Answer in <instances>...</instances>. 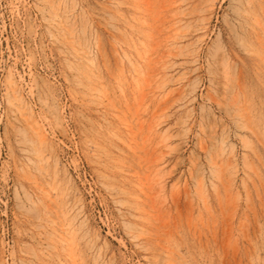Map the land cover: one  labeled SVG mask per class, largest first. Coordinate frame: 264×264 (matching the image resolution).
I'll return each mask as SVG.
<instances>
[{
  "label": "rangeland",
  "instance_id": "rangeland-1",
  "mask_svg": "<svg viewBox=\"0 0 264 264\" xmlns=\"http://www.w3.org/2000/svg\"><path fill=\"white\" fill-rule=\"evenodd\" d=\"M45 1L0 0V264H264V0L253 1L256 4L252 0H179L177 5L172 3L177 0H162L164 5L159 0H147L154 9L153 17L162 10L167 26L163 21L158 24L163 34L171 32L165 36L170 42L175 39L176 44L172 41L174 46L171 44L169 50L167 43L161 46L162 54H158L168 53L165 58L159 56L160 63L155 60L160 75L154 81L161 88L149 95L151 104L145 102L139 108L137 85L141 88L144 82L143 87L147 86L139 70L146 64L135 49H145L146 39L141 33L147 28L137 6L147 8V2L130 0L129 6L127 0H123L127 5L118 4L120 0ZM52 5L59 12L51 9ZM117 8L125 14L120 9L121 15L117 14ZM53 10L64 25L50 22L55 16ZM70 25L73 30L68 33ZM258 29L260 41L256 39ZM121 34L131 39V48L124 44L127 41L117 42L126 40ZM72 37L78 55L65 40ZM138 37L145 41L139 42ZM128 59L133 60H129L132 65ZM119 64L125 69L121 74ZM139 65L142 68H137ZM96 82L104 84L107 92ZM145 88L150 91L149 86ZM108 91L117 100L116 108H110L114 100L109 96L101 99ZM14 95L23 97L27 107L25 102L14 100ZM130 99L136 111L133 118L131 115V136L126 126L125 133L118 125V114H112L123 108L126 112ZM148 123L156 124L152 127ZM40 125L47 135L43 148L32 131ZM36 138L38 143L32 142ZM126 141L131 145L126 146ZM33 143L41 147V156ZM222 151L225 164H229L223 172L213 162L216 157L220 160L218 153ZM134 171L139 174H132ZM145 174L154 187L142 177ZM152 195L153 199L157 196L154 203L158 209L153 208ZM68 248L75 254L70 256Z\"/></svg>",
  "mask_w": 264,
  "mask_h": 264
},
{
  "label": "bare ground",
  "instance_id": "bare-ground-1",
  "mask_svg": "<svg viewBox=\"0 0 264 264\" xmlns=\"http://www.w3.org/2000/svg\"><path fill=\"white\" fill-rule=\"evenodd\" d=\"M125 1H126V0H125ZM127 1H128V3H129L128 5L131 6V4H130V0H127ZM140 1H141V0H140ZM143 1H146V2H147V6H146L147 8H142V7L138 4L137 9H139V10L142 12V15L144 16V17H143L144 19H143V21H142V20H141V21H142V23L144 22L143 24H145V25L147 26V27L145 26V28H147L146 31L143 32V31H141L142 29L140 30L141 32H143V33H141V35H143V36L145 37V39H146V41H145L143 38H141V40L143 39V41H145V42H144V43H145L144 45H146V47H144L145 49L142 48V49H144L143 51L140 50L141 48L137 47V49H135V51H138V50H139L138 53H137V54H139V59L144 61V63H143L144 65L146 64L145 67H143V68L140 67L141 64H140L137 68H139V67L142 68V69H140V70L138 69V70L144 74V75H143V78H144V79L146 78V81H145V80H144V81L147 82L146 84H147V86H149L151 93H149V92H150L149 90H148L149 92L146 90L145 87H147V86L143 87L144 84H145L144 82H142L143 85H141L144 89H143L142 87H141V88H142V89H141V88L139 87V85H137L138 88H137V87H136V88H137L138 90H140V91H138V93L140 92V93H139L140 95H139V94H138L139 96L137 95V96H138V98H137V101H138V103H137L138 105H137V106H138V107H137V108L140 107L139 104H142V103L148 102L147 100H148V98H149V95L155 93V90H156L158 87H160V86L156 85V83H155V81H154V80H156L157 77L159 78V75H160V74H159L160 72L158 73L159 75L157 74V71H158L159 69L157 68V69H158V70H157L156 67H158V65H157L156 67H155L154 65H156V62H157L156 59H157V58H158V62H157V63H160L159 61H160L161 59L159 60V56H160V58H162V57L165 58L164 55H168V53H167V54H164L163 56H161V55L158 54V53L161 52V46H162L164 43H165V44L167 43L166 46L168 47V50H169V49H170V45L172 44L171 42L175 40V39H173V40L170 42V41L168 40V38L165 36V35H167V33L169 34L170 31L167 32V33L164 32L165 34H163V32H162V31H163V29H162V25H159V24H158L159 22H162V21L165 22V21H164L165 18H163L164 16L162 17V10H159V12H157V14L153 17L152 14H154V12H151V11H153L154 9H153L151 6H149V3H148L147 0H143ZM156 1H157V0H156ZM159 1H162V0H159ZM163 1H164V0H163ZM163 1H162V2H163ZM165 1H166V0H165ZM175 1H176V0H175ZM181 1H182V0H181ZM253 1H255V0H252V2H253ZM258 1L261 2V0H258ZM43 2H44V1H43ZM45 2H48V0H46ZM115 2H116V1H115ZM117 2H119L118 4H121L120 2H123V0H120V1H117ZM146 2H145V3H146ZM157 2H158V1H157ZM162 2H161V3H162ZM171 2H172V1H171ZM178 2H179V0H177V2H172V3H173V5H177ZM249 2H250V1H249ZM123 3H125V2H123ZM123 3H122V4H123ZM131 3H132V2H131ZM138 3H139V2H138ZM153 3H154V2H153ZM166 3H168V2H166ZM175 3H176V4H175ZM254 3H255V2H253V4H254ZM256 3H257V2H256ZM256 3H255V4H256ZM118 4H117V5H118ZM125 4H126V3H125ZM158 4H160V3H158ZM169 4H171V3H169ZM250 4H251V3H250ZM263 4H264V3H263ZM126 5H127V4H126ZM163 5H164V2H163ZM179 5H181V4H179ZM260 5H261V3H260ZM168 6H169V5H168ZM52 7H53V8H51V9H56V10H58L57 8H54L53 5H52ZM118 7H122V5H120V6H118ZM144 7H145V5H144ZM157 7H158V6H157ZM165 7H166V6H165ZM173 7H174V6H173ZM177 7H178V6H177ZM251 7H254V6H251ZM255 7H257V6L255 5ZM259 7H260V6H259ZM259 7H257V8H259ZM115 8H116V7H115ZM125 8H126V7H125ZM130 8H131V7H130ZM134 8L136 9V6H135ZM167 8H168V7H167ZM167 8H166V9H167ZM260 8H261V7H260ZM263 8H264V7L262 6V9H263ZM119 9H120V8H117V9H116V10H118V12L116 11L117 14H120V13L122 12L121 9H120L121 12H119ZM132 9H133V7H132ZM137 9H136V11L138 12L139 10H137ZM152 9H153V10H152ZM160 9H164V8H160ZM173 9H175V8H173ZM252 10L254 11L253 8H252ZM255 10H256V9H255ZM130 11H131V10H130ZM140 11H139V12H140ZM156 11H157V9H156ZM163 11H164V10H163ZM256 11H257V10H256ZM50 12H52V11H50ZM58 12H59V10H58ZM134 12H135V11H134ZM139 12H138V13H139ZM141 12H140V13H141ZM150 12H151V15H152V16H149V17H151V18L148 17V15H150ZM170 12H171V11H170ZM258 12H259V11H258ZM54 13H56L55 10H53V12H52V14L55 15V16H53V18H52L53 21H50V20H49V21H50V22H55L56 25H59V27L62 26L61 24L64 25V23H62L63 21H62V22H61V21H58L57 18H56V17H58V16H59V18H60V15H56V14H54ZM60 13H61V12H60ZM131 13H132V12H131ZM165 13H166V12H165ZM171 13H174V12H171ZM248 13H250V11H249ZM260 13H261V12H260ZM58 14H59V13H58ZM61 14H62V13H61ZM121 14H125V13L122 12ZM121 14H120V15H121ZM136 14H137V13H136ZM176 14H177V13H176ZM250 14L252 15V13H250ZM253 14H254V13H253ZM257 14H258V13H257ZM138 15H141V14H138ZM138 15H136V16H138ZM142 15H141V16H142ZM164 15H165V14H164ZM177 15L179 16L180 14H177ZM258 15H259V14H258ZM262 15H263V14H262ZM123 16H124V15H123ZM126 16H128V15H126ZM157 16H158V18H157ZM252 16H253V15H252ZM255 16H256V15H254V17H255ZM117 17L119 18L120 16H117ZM249 17H250V16H249ZM256 17H257V16H256ZM54 18H55V19H54ZM118 18H117V19H118ZM122 18H125V17H122ZM179 18H180V17H179ZM259 18H260V17H259ZM52 19H51V20H52ZM120 19H121V18H120ZM131 19H132V18H131ZM133 19H135V18H133ZM138 19H139V18L136 19L137 23L140 21V20L138 21ZM140 19H142V18H140ZM166 19H167V18H166ZM170 19H171V18L169 17V20H170ZM172 19H173V17H172ZM251 19H252V18H251ZM251 19H250V20H251ZM261 19H262V18H261ZM60 20H61V19H60ZM62 20H63V18H62ZM65 20H67V19H65ZM122 20H123V19H122ZM125 20H126V19H125ZM127 20H128V18H127ZM159 20H160V21H159ZM175 20H177V19H175ZM175 20H174V21H175ZM183 20H184V19H183ZM253 20H254V19H253ZM253 20H252V21H253ZM255 20H256V22H258V19H257V18H255ZM255 20H254V21H255ZM259 20H260V19H259ZM131 21H133V20H131ZM170 21H171V20H170ZM124 22H125V21H124ZM129 22H130V20H129ZM171 22H172V21H171ZM175 22H177V21H175ZM178 22L180 23V21H178ZM178 22H177L176 24H178ZM65 23L68 24L67 22H65ZM134 23H135V20H134ZM140 23H141V22H140ZM142 23H141V26H142ZM251 23H252V22H251ZM254 23H255V22H254ZM254 23H253V24H254ZM51 24H53V23H51ZM66 24H65V25H66ZM125 24H126V23H125ZM131 24H133V23H131ZM135 24H136V23H135ZM138 24H139V23H138ZM165 24H166V26H167V23H166V22H165ZM174 24H175V23H174ZM259 24L262 25L261 23H259ZM259 24H258V25H259ZM127 25H128V24H127ZM133 25H134V24H133ZM68 26H69V24H68ZM137 26H138V25H137ZM139 26H140V24H139ZM141 26H140V27H141ZM143 26H144V25H143ZM143 26H142V28H144ZM169 26H170V25H169ZM262 26H263V25H262ZM53 27H54V26H53ZM134 27H135V25H134ZM134 27H133V28H134ZM170 27H171V26H170ZM170 27H169L168 29H170ZM253 27H254V26H253ZM256 27H257V26H256ZM54 28H58V27H54ZM66 28H67V27H66ZM70 28H71V25H70ZM74 28H75V27H74ZM125 28H126V27H125ZM136 28H137V27H136ZM145 28H144V29H145ZM254 28H255V27H254ZM254 28H253V30L256 29V28H255V29H254ZM263 28H264V27H263ZM67 29H69V28H67ZM126 29H127V28H126ZM138 29H139V28H138ZM138 29H136L137 33H139V32H138ZM56 30H57V29H56ZM58 30H59V29H58ZM72 30H73V29L71 28V30H67V31H69L68 33H70V31H72ZM64 31H65V30H64V28H63V31H62V32H64ZM67 31H66V32H67ZM124 31H125V30H124ZM171 31H172V30H171ZM174 31H175V30H174ZM176 31H177V30H176ZM258 31H259V29L256 31L259 37L256 38V39H258L257 41H260L261 38H262V35H261L262 33H261V32H258ZM57 32H58V31H57ZM60 32H61V31H60ZM73 32H75V31H73ZM77 32H78V31H77ZM119 32H120V31H119ZM130 32H132V31L130 30ZM178 32H179V31H178ZM64 33H65V32H64ZM64 33H63V34H64ZM121 33H122V32H121ZM56 34H57V33H56ZM61 34H62V33H61ZM118 34H119V33H118ZM123 34H124V32H123ZM123 34H121V35H122V36H125V35H126V34H125V35H123ZM129 34H130V33H129ZM134 34H136V33L134 32ZM255 34H256V33H255ZM255 34H254V35H255ZM65 35H66V33H65ZM65 35H64V36L62 35L61 37H65ZM127 35H128V34H127ZM136 35H138V34H136ZM139 35H140V33H139ZM56 36H57V35H56ZM74 36H75V35H74ZM122 36H121V37H122ZM132 36H133V35H132ZM132 36H130V37L132 38ZM134 36H135V35H134ZM170 36H171V32H170ZM256 36H257V35H256ZM59 37H60V36H59ZM79 37H80V36H79ZM128 37H129V36H128ZM135 37H136V36H135ZM252 37H253V36H252ZM56 38H57V37H56ZM65 38H66V37H65ZM76 38H77V37H76ZM124 38H126V36H125ZM159 38H160V39H159ZM259 38H260V40H259ZM77 39H79V38H77ZM133 39H135V38H133ZM158 39H159V40H158ZM171 39H172V37H171ZM171 39H170V40H171ZM253 39H255V38H253ZM263 39H264V37H263ZM60 40H61V39H60ZM65 40L67 41V43H70V44L72 45L73 49L75 50V52H77V55H78L79 52H78V48L75 46V44H76V42H74L75 39H73V37H72V39H71L72 41L69 40V38H68V40H67V39H65ZM73 40H74V41H73ZM115 40H116V39H115ZM118 40H119V41H117V40H116V41L119 42V43H123V42L127 41V42H125L124 44H126V45L128 44V47H130V48L132 47V45H131V39H127V38H126V40H123V39H118ZM120 40H121V41H120ZM122 40H123V41H122ZM138 40H139V42L142 43V41L139 39V37H138ZM77 41H78V40H77ZM133 41H134V40H132V42H133ZM263 41H264V40H263ZM263 41H262V42H263ZM134 42H137V43H138L137 40L134 41ZM134 42H133V43H134ZM252 42H254V41H252ZM81 43H82V42H81ZM81 43H80V44H81ZM141 43H140V44H141ZM78 44H79V43H78ZM80 44H79V46H80ZM83 44H84V43H83ZM124 44H122V45H124ZM134 44H136V43H134ZM134 44H133V46H134ZM165 44H164V46H165ZM174 44H176L175 41H174ZM71 45H70V46H71ZM117 45H118V44H117ZM126 45H124V48H125ZM137 45H139V44H137ZM141 45H142V44H141ZM84 46H85V45H84ZM135 46H136V45H135ZM171 46H174V45L172 44ZM85 47L87 48V46H85ZM115 47H116V49H117V46H115ZM80 48H81V47H80ZM80 48H79V49H80ZM88 48H89V47H88ZM120 48H122V47L120 46ZM133 48H134V47H133ZM138 48H139V49H138ZM164 48H166V47H164ZM81 49H83V48H81ZM81 49H80V50H81ZM171 49H172V47H171ZM117 50H118V49H117ZM121 50H122V49H121ZM126 50H127V46H126ZM126 50H124L125 52H124V51H123V52H124V53L128 52V51H126ZM85 51H86V50H85ZM85 51H83V52H85ZM131 51H134V49L131 50ZM117 52H118V51H117ZM139 52H140V53H139ZM163 52H164V51H163ZM253 52H254V51H253ZM132 53H133V52H132ZM169 53H171V52L169 51ZM254 53H255V52H254ZM74 54H76V53H74ZM79 54H80V53H79ZM81 54H82V53H81ZM130 54H131V53H130ZM134 54H135V52L133 53V55H134ZM155 54H156V55L158 54V55H157L158 57L156 56V58H155V57H154ZM160 54H162V53H160ZM256 54H258V53H256ZM256 54H255V55H256ZM72 55H73V53H72ZM77 55H76V56H77ZM89 55H91V53H89ZM123 55H124V54H123ZM128 55H129V54H127V56L124 55L125 58H126V57H129ZM131 55H132V54H131ZM131 55H130V56H131ZM133 55H132V56H133ZM135 55H136V54H135ZM135 55H134V56H135ZM169 55H171V54H169ZM253 55H254V54H253ZM82 56H83V55H82ZM87 56H88V55H87ZM261 56H262V55H261ZM77 57H78V56H77ZM77 57H76V58H77ZM79 57H80V55H79ZM85 57H86V56H85ZM85 57H83V58L86 59ZM116 57H117V56H116ZM140 57H141V58H140ZM166 57H167V56H166ZM74 58H75V56H74ZM123 58H124V57H123ZM133 58H134V57H133ZM137 58H138V57H137ZM70 59H71V58H70ZM91 59H92V58H91ZM117 59H118V57H117ZM126 59H127V58H126ZM134 59H135V58H134ZM139 59H138V60H139ZM166 59H167V58H166ZM260 59H261V58H260ZM75 60H76V59H75ZM77 60H78V58H77ZM86 60L88 61V59H86ZM121 60H122L123 62L125 61V60H123L122 58H121ZM129 60H132V59H128V61H127V62L131 63L130 65H132L133 63H132L131 61H129ZM135 60H136V59H135ZM155 60H156V62H155ZM81 61H82V59H81ZM87 61H86V62H87ZM89 61H90V60H89ZM132 61H133V60H132ZM78 62H79V61H78ZM78 62H75V63H78ZM90 62H94V60H93V61H90ZM123 62H122V63H123ZM134 62H136V61H134ZM138 62H139V61H138ZM168 62H169V61H168ZM116 63H117V62H116ZM140 63H142V62L140 61ZM80 64H82V63H80ZM92 64H93V63H92ZM134 64H135V63H134ZM137 64H139V63H137ZM73 65H74V64H73ZM83 65H84V64H83ZM94 65H95V63H94ZM97 65H98V64H97ZM126 65H127V64H126ZM84 66H85V65H84ZM121 66L123 67L122 64H121ZM136 66H137V65H136ZM82 67H83V66H82ZM87 67H88V66H86V68H87ZM132 67L134 68V66H132ZM154 67H155V68H154ZM162 67H163V66H162ZM73 68H74V67H73ZM79 68H80V66H79ZM79 68H78V69H79ZM83 68H84V67H83ZM119 68H120V64H119L118 70H119ZM160 68H161V67H160ZM84 69H85V68H84ZM94 69H95V68H94ZM99 69H100V68H99ZM121 69L123 70L124 68H120L119 73L122 72ZM128 69H130V68H128ZM76 70H77V69H76ZM124 70H125V69H124ZM133 70L136 71L135 69H133ZM156 70H157V71H156ZM160 70H161V69H160ZM88 71H89L90 73H93V70L90 71V69H88ZM97 71H99V70L97 69ZM155 71H156V72H155ZM163 71H164V70H163ZM83 72H84V70H83ZM83 72H82V73H83ZM111 72H112V71H111ZM123 72H124V71H123ZM123 72H122V73H123ZM137 72H138V71H137ZM87 73H88V72H87ZM117 73H118V72H117ZM166 73H167V72H166ZM93 74H94V73H93ZM97 74H98V73H97ZM120 74H121V73H120ZM136 74H137V73H136ZM82 75H83V74H82ZM95 75H96V74H94V76H95ZM140 75H141V74H140ZM167 75H168V74H167ZM86 76H89V75H86ZM101 76H102V75H101ZM122 76H123V74H122ZM144 76H145V77H144ZM77 77H78V76H77ZM89 77H91V76H89ZM92 77H93V76H92ZM95 77H96V76H95ZM98 77H100L99 74H98ZM116 77H117V76H116ZM127 77H128V76H127ZM78 78H79V77H78ZM85 78H86V77H85ZM119 78H120V77H119ZM128 78H129V77H128ZM128 78H127V80H129ZM154 78H155V79H154ZM168 78H169V77H168ZM86 79H88V78H86ZM99 79H100V78H98V80H99ZM136 79H137V77H136ZM136 79H135V80H136ZM165 79H166V78H165ZM169 79H170V78H169ZM13 80H14V78H13ZM84 80H85V79H84ZM84 80H83V82H82L83 84L86 83V82H84ZM92 80H93V79H92ZM116 80H117V78H116ZM120 80H121V78H120ZM124 80H126V79H125V76H124ZM135 80H134V82H135ZM137 80H138V79H137ZM137 80H136V82H137ZM118 81H119V80H118ZM121 81H122V80H121ZM9 82H10V81H9ZM128 82H129V81H127V83H128ZM138 82H139V81H138ZM156 82H157V81H156ZM96 83H97V82H96ZM120 83H121V82H120ZM122 83H123V82H122ZM125 83H126V82H125ZM152 83H154V85H153ZM162 83H163V82H162ZM11 84H13V86H14V85H16V82L11 81ZM11 84H10V87H11ZM17 84H18V82H17ZM78 84H79V83H78ZM97 84H98V83H97ZM102 84H103V83H102ZM107 84H108V83H107ZM118 84H119V83H118ZM118 84H117V85H118ZM128 84H129V83H128ZM137 84H138V83H137ZM157 84H158V83H157ZM98 85H100V87L103 86L102 88H105V87H104V86H105L104 84L101 85V84L99 83ZM124 85L126 86L127 84H124ZM79 86H80V85H79ZM90 86H91V84H90ZM112 86H113V85H112ZM127 86H129V85H127ZM134 86H135V85H134ZM16 87H17V86H16ZM83 87H84V89H85V87H87V86H85V84H84ZM92 87H96L95 84H94V86H92ZM119 87H122V86L120 85ZM130 87H131V86H130ZM162 87H163V86H162ZM167 87H168V86H167ZM11 88H13V87H11ZM11 88H10V89H11ZM125 88H126V87H125ZM139 88H140V89H139ZM160 88H161V87H160ZM164 88H165V87H164ZM14 89H15V88H14ZM16 89H17V88H16ZM86 89H87V88H86ZM91 89H92V88H88L87 90H89V92H90V91H93V89H92V90H91ZM97 89H98V88H97ZM99 89H100V88H99ZM105 89H106V92H107L108 89H107V88H105ZM105 89H103L104 91H102V94H105V93H104V92H105ZM127 89H128V88H127ZM129 89H130V88H129ZM165 89H167V88H165ZM17 90H18V89H17ZM17 90H15V91H17ZM87 90H86V91H87ZM101 90H102V89H101ZM120 90H121V91L123 92V94H124L123 89L121 88ZM134 90H135V89H134ZM158 90H159V89H158ZM158 90H157V91H158ZM13 91H14V90H12V92H13ZM15 91H14V92H15ZM84 91H85V90H84ZM94 91H95V90H94ZM117 91H118V90H117ZM117 91H116V92H117ZM132 91H133V90H132ZM159 91H160V90H159ZM161 91H162V90H161ZM19 92H20V91H19ZM152 92H153V93H152ZM85 93L87 94V92H85ZM92 93H93V92H92ZM96 93H97V92H96ZM113 93H114V92H113ZM12 94H14V93H12ZM15 94H16V93H15ZM17 94H18V93H17ZM19 94H20V93H19ZM99 94H100V93H99ZM99 94H98V95H99ZM109 94H110V93H109V91H108V95H106V96L103 95V96L101 97V99H103V97H107V96H109ZM134 94H135V92H134ZM157 94H158V93H157ZM243 94H244V93H243ZM10 95H11V94H10ZM84 95H85V94H84ZM88 95H89V94H88ZM115 95H117V94L114 93V97H115ZM131 95H132V94H131ZM161 95H162V92H161ZM168 95H169V94H168ZM14 96H16V97H15L16 99H14V100H18L19 102H20V101L23 102V101H22L23 97L20 98V95H19V96H18V95H14ZM85 96H86V95H85ZM154 96H155V95H154ZM154 96H153V98H155ZM166 96H167V94H166ZM89 97H90V96H89ZM96 97H98V96H96ZM99 97H100V95H99ZM109 97H110V101H111V99L114 100V98H111V96H109ZM124 97H125V96H124ZM134 97H136V95H135ZM9 98H10V97H9ZM13 98H14V97H13ZM116 98H118V96H117ZM126 98H127V97H126ZM247 98H248V97H247ZM106 99H108V98H106ZM23 100H24V99H23ZM104 100H105V98H104ZM108 100H109V99H108ZM108 100H107V101H108ZM164 100H165V99H164ZM9 101H10V100H9ZM18 101H17V104H18ZM110 101H109V102H110ZM115 101H117V100H114V102H112L113 105L110 106V108H111V107L116 108L117 104L115 103ZM123 101H124V100H123ZM123 101H122V102H123ZM131 101H132L131 99L126 101V104H125L126 112H125L124 108H123V109L121 108L122 111H120L119 113H118V112H115V113H114V111H113V113H112V111H110V113H112V114H116V113L118 114V115H117V118H118V120H119V124H118V122H117V124H118V125L121 124V126L123 127V130L125 129V126H126V128L128 129L127 131L130 132L129 136H131V132L133 131V130L131 131V129H132V125H131L132 122H131V120H132V118L134 117V115H136V113H135L136 111L134 112V111H133V107H131V104H134V103H131ZM14 102H15V101H14ZM24 102H25V101H24ZM24 102H23V103H24ZM101 102H102V101H101ZM10 103H11V102H10ZM118 103H119V102H118ZM124 103H125V102H124ZM124 103H123V104H124ZM149 103H150V102L146 103L145 105L148 106ZM24 104H25V106L27 105L26 102H25ZM150 104H151V103H150ZM103 105H104V107L106 106L105 104H103ZM158 105H159V104H158ZM234 105H235V104H234ZM11 106H12V103H11ZM25 106H23V108H25ZM99 106H101V105H99ZM107 106H108V105H107ZM120 106H121V104H120ZM134 106H135V105H134ZM155 106H156V105H155ZM15 107H16V106H15ZM15 107H14V108H15ZM26 107H27V106H26ZM157 107H158V106H157ZM236 107H237V106H236ZM28 108H29V107H28ZM98 108H99V107H98ZM155 108H156V107H155ZM167 108H168V107H167ZM238 108H240L239 105H238ZM16 109H17V108H16ZM100 109H101V108H100ZM119 109H120V108H119ZM142 109H143V108H142ZM24 110H26V109H24ZM24 110H23V111H24ZM103 110H104V109H103ZM106 110H107V109H106ZM143 110H144V109H143ZM143 110H142V111H143ZM165 110H166V109H165ZM16 111H17V110H16ZM20 111H22V109H20ZM20 111H18V112H20ZM26 111H27V110H26ZM31 111H32V110H31ZM137 111H138V109H137ZM145 111H146V110H145ZM166 111H167V110H166ZM241 111L244 112V111H246V110H244V111L241 110ZM14 112H15V111H14ZM29 112H30V111H28V114H29ZM155 112H156V111H154V113H155ZM158 112H159V111H158ZM160 112H161V111H160ZM162 112H163V111H162ZM31 113H32V112H31ZM108 113H109V112H108ZM152 113H153V112H152ZM156 114H157V113H156ZM156 114H154V115H156ZM158 114H160V113H158ZM241 114H242V117L245 116L243 113H241ZM246 114H247V113H246ZM34 115H35V114H34ZM131 115H132V118H131ZM20 116H21V115H20ZM32 116H33V115H32ZM150 116H153V115H150ZM17 117H19V116H17ZM112 117H114V116L112 115ZM115 117H116V115H115ZM115 117H114V118H115ZM142 117H143V116H142ZM153 117L156 118V116H153ZM160 117H161V116H160ZM246 117H247V115H246ZM28 118H29V117H28ZM117 118H115V119H117ZM150 118H152V117H150ZM251 118H252V117H251ZM20 119H21V118H20ZM26 119H27V118H26ZM30 119H31V118H30ZM30 119H29V121H30ZM136 119H137V118H136ZM148 119H149V118H148ZM244 119H245V118H244ZM107 120H108V119H107ZM134 120H135V118H134ZM150 120H151V119H150ZM159 120H160V118H159ZM161 120H162V119H161ZM161 120H160V121H161ZM36 121H37V119H35L34 122H36ZM38 121H39V120H38ZM108 121H109V120H108ZM114 121H115V120H114ZM136 121H137V120H135V122H136ZM148 121H149V120H148ZM152 121H153V120H152ZM248 121H249V120H248ZM21 122H23V121H21ZM27 122H28V121H27ZM31 122H32V121H31ZM31 122H30V123H31ZM115 122H116V121H115ZM140 122H141V121H140ZM149 122H150V121H149ZM153 122H154V121H153ZM155 122H156V121H155ZM252 122H253V121H252ZM23 123H24V122H23ZM37 123H38V122H37ZM37 123H36V124H37ZM40 123H41V122H40ZM136 123H137V122H136ZM160 123H161V122H160ZM41 124H42V123H41ZM146 124H147V123H146ZM148 124L150 125V124H152V123H148ZM153 124L155 125L156 123H153ZM153 124H152V127H153ZM242 124H243V123H242ZM252 124H253V123H252ZM29 125H30V124H29ZM29 125H28V126H29ZM112 125H113V124H112ZM112 125H111V126H112ZM134 125H135V124H134ZM149 125H147V128L149 127ZM113 126H114V125H113ZM135 126H136V125H135ZM138 126H139V125H138ZM140 126H142V125H140ZM144 126H145V125H144ZM243 126H244V125H243ZM254 126H255V125H254ZM30 127H31V126H30ZM122 127H121V128H122ZM155 127H156V126H155ZM157 127H158V126H157ZM39 128H40V129L32 130V131L35 132V133H34V132H33V133L35 134V137H37L39 141H38L37 138H36V140H35V139H32V140H33L32 142L36 143V142L38 141L39 144L42 145V148H43V147L45 146V143H46L45 136H47V135H45L46 133L44 134V130H43L42 125H40ZM107 128H108V127H107ZM32 129H33V127H32ZM98 129H99V128H98ZM109 129H111V128H109ZM116 129H117V128H116ZM116 129L114 128L112 131L114 132ZM30 130H31V129H30ZM106 130H107V129H106ZM118 130H119V129H118ZM118 130H117V131H118ZM142 130H143V129H142ZM142 130H141V131H142ZM158 130H159V129H158ZM252 130H254V128H253ZM258 130H259V129H258ZM26 131H27V130H26ZM110 131H111V130H110ZM112 131H111L110 133H112ZM117 131H116V132H117ZM124 131H125V130H124ZM156 131H157V130H156ZM160 131H161V130H160ZM121 132H123V131H121ZM142 132H143V131H142ZM253 132H254V131H253ZM108 133H109V130H108ZM110 133H109V134H110ZM114 133H115V132H114ZM114 133H113L112 135H115L116 137L119 136L118 133H117V134H114ZM125 133H126V131H125ZM132 133H133V132H132ZM134 133H135V132H134ZM254 133H255V132H254ZM256 133H257V132H256ZM34 134H33V135H34ZM148 134H150V136H151L152 133L149 132ZM148 134H146V135H148ZM153 134H154V133H153ZM165 134H166V133H165ZM258 134H259V133H258ZM23 135H24V134H23ZM112 135H111L109 138H111ZM123 135H124V134H122V136H123ZM126 135H128V134H126ZM126 135H125V137H126ZM136 135H137V134H136ZM139 135H140V134H139ZM161 135H162V134H161ZM134 136H135V135H132V137L135 139L136 136H135V137H134ZM157 136H158V135H157ZM165 136H166V135H165ZM257 136H258V135H257ZM113 137H114V136H113ZM132 137L130 138V140L132 139ZM151 137H152V136H151ZM29 138H30V137H29ZM106 138H108V137H106ZM114 138H115V137H114ZM159 138H160V137H159ZM26 139H27V138H26ZM116 139H117V138H116ZM116 139H115V140H116ZM120 139H121V136H120ZM120 139L118 138V140H120ZM143 139H146V136H145V137L143 136ZM153 139H154V138H153ZM110 140H111V139H110ZM124 140H125V139H123V141H124ZM139 140H140V139H139ZM160 140H161V139H160ZM28 141H29V140H28ZM133 141H134V140H133ZM133 141H132V142H133ZM135 141H136V139H135ZM137 141H138V140H137ZM137 141H136V142H137ZM142 141H143V140H142ZM146 141H149V140H146ZM155 141L157 142V140H155ZM163 141H164V140H163ZM38 142H37V143H38ZM34 143H33V144H34ZM113 143H114V142H113ZM116 143H117V142H116ZM127 143H130V142H127V141H126V143H125L126 146L131 145V143H130L129 145H127ZM144 143H145V142H144ZM159 143H162V142L159 141ZM33 144H32V145H33ZM100 144H101V143H100ZM100 144H96V145H100ZM150 144H152V143H150ZM153 144H154V143H153ZM248 144H249V142H248ZM30 145H31V144H30ZM34 145H35V147H34ZM34 145H33V147L35 148L34 151H35L37 154H40V156H41V151H40V150H41V147H40L39 145L37 146L36 144H34ZM137 145H138V144H137ZM143 145H144V144H142V148H144ZM145 145H146V143H145ZM158 145H159V144H158ZM102 146H103V145H102ZM220 146H221V145H220ZM220 146H219V147H220ZM222 146H223V145H222ZM222 146H221V147H222ZM224 146H225V145H224ZM247 146H248V145H247ZM33 147H32V148H33ZM137 147H138V146H137ZM156 147H157V145H156ZM117 148H118V147H117ZM129 148H130V147H129ZM135 148H136V147H134V149H135ZM142 148H141V149H142ZM147 148H148V147H147ZM248 148H249V147H248ZM26 149H27V148H26ZM99 149H100V148H99ZM103 149H105V147H104ZM103 149H102V150H103ZM106 149H107V148H106ZM141 149H140V150H141ZM156 149H157V148H156ZM253 149H254V148H253ZM94 150H95V149H94ZM100 150H101V149H100ZM136 150H137V149H136ZM220 150H221V149H220ZM224 150H225V149H224ZM111 151L114 152V150H112V149H111ZM126 151H127V150H126ZM133 151H134V150H133ZM144 151H145V148H144ZM158 151H159V150H158ZM43 152H44V151H43ZM118 152H119V151H118ZM137 152H138V151H137ZM146 152H147V151H146ZM216 152H217V150H216ZM224 152H225V151H224ZM252 152H253V151H252ZM44 153H45V152H44ZM44 153H43V154H44ZM106 153H107V152H106ZM108 153H109V152H108ZM139 153H140V152H139ZM221 153H222V154H219V153H218V155L220 156V157H219L220 160H216V158H217V157H216V158H215V161H213V162H214L215 166H216V167L218 166L219 168H221V171L223 172V170L228 169V168H226V166H228L229 164H228V165L225 164V163H226V160H224L223 151H222ZM26 154H27V153H26ZM37 154H36V156H37ZM110 154H112V153H110ZM117 154H119V153H117ZM231 154H232V153H231ZM112 155H113V154H112ZM119 155L121 156V154H119ZM141 155H142V154H141ZM141 155H140V156H141ZM213 155H214V154H213ZM218 155H217V156H218ZM227 155H228V154H227ZM229 155H230V154H229ZM40 156H39V157H40ZM42 156H43V155H42ZM122 156H123V155H122ZM140 156H139V157H140ZM150 156H151V153H150ZM246 156H247V155H246ZM257 156H258V155H257ZM43 157H44V156H43ZM45 157H46V156H45ZM104 157H105V156H104ZM117 157H118V156H117ZM153 157H154V156H153ZM28 158H29V157H28ZM110 158H111V157H110ZM142 158H143V157H142ZM158 158H159V157H158ZM246 158H247V157H246ZM246 158H245V160H246ZM41 159H42V158H41ZM124 159H126V158L124 157ZM124 159H122V160H123V161H122L123 164H124ZM143 159H144V158H143ZM145 159H146V158H145ZM152 159H155V157L152 158ZM217 159H218V158H217ZM113 160L116 161V159H113ZM126 160H127V159H126ZM139 160H140V159H139ZM146 160H147V159H146ZM149 160H150V159H149ZM213 160H214V158H213ZM29 161H30V160H29ZM154 161H155V160H153V161H151V162L153 163ZM234 161H235V160H234ZM39 162H40V161H39ZM39 162H38V163H39ZM41 162H42V161H41ZM106 162H107V161H106ZM130 162H131V160H130ZM130 162H129V163H130ZM137 162H138V161H137ZM250 162H251V161H250ZM33 163H34V161H33ZM33 163H32V164H33ZM114 163H115V162H114ZM117 163H118V162H117ZM122 163H121V164H122ZM132 163H133V162H132ZM141 163L143 164V161H142ZM40 164H41V163H40ZM139 164H140V163H139ZM142 164H141V165H142ZM252 164H253V163H252ZM126 165L128 166V163H127V162H126ZM212 165H213V164H212ZM130 166H132V165H130ZM146 166H147V165H146ZM154 166H156V165H154ZM252 166H253V165H252ZM41 167H42V166H41ZM41 167H38V170H39V168H40V170H41ZM122 167L125 168L124 166H122ZM122 167H121V168H122ZM137 167H138V166H137ZM144 167H145V165H144ZM150 167H151V166H150ZM213 167H214V166H213ZM224 167H225V169H224ZM229 167H230V166H229ZM36 168H37V167H36ZM36 168H33V169H36ZM153 168H154V167H153ZM250 168H251V167H250ZM250 168H249V169H250ZM117 169H118V168H117ZM147 169H148V167H147ZM214 169H215V168H214ZM217 169H218V168H217ZM217 169L215 170V172L217 171ZM122 170H123V169H122ZM137 170H138V169H137ZM230 170H231V169H230ZM232 170H233V169H232ZM237 170H238V169H237ZM250 170H252V169H250ZM35 171H36V170H35ZM41 171H45V170H41ZM123 171H124V170H123ZM142 171H144V170L142 169ZM226 171H227V170H226ZM228 171H229V170H228ZM233 171H234V170H233ZM36 172H37V171H36ZM45 172H46V171H45ZM138 172H139V171H138ZM140 172H141V170H140ZM229 172H230V171H229ZM37 173H38V172H37ZM39 173H41V172H39ZM53 173H54V172H53ZM128 173H131V172H128ZM133 173H134V175L139 174V173H137V172H136V174H135V171L132 172V174H133ZM217 173H218V171H217ZM48 174H49V173H48ZM57 174H58V173H57ZM102 174H103V173H102ZM108 174H109V173H108ZM148 174H149V172H148ZM218 174H219V173H218ZM246 174H247V173H246ZM44 175H45V174H44ZM50 175H51V174H50ZM58 175H59V174H58ZM124 175H125V174H124ZM146 175H147V174L142 175V177H143V176L145 177ZM223 175H224V174H223ZM223 175H222V176H223ZM53 176H54V175H53ZM125 176H126V175H125ZM139 176H140V175H139ZM236 176H237V175H236ZM47 177H48V176H47ZM112 177H113V176H112ZM112 177H111V178H112ZM137 177H138V176H137ZM146 177H147V179H148L147 182L150 183V182H151L150 177H149V178H148V176H146ZM146 177H145V180H147ZM215 177H216V176H215ZM217 177H218V176H217ZM220 177H221V176H220ZM250 177H252V176H250ZM29 178H30V177H29ZM40 178H41V177H40ZM40 178H39V179H40ZM43 178H44V177H43ZM121 178H122V177H121ZM131 178H132V177H131ZM131 178H130V179H131ZM134 178H135V177H134ZM134 178H133V179H134ZM140 178H141V177H140ZM151 178H152V176H151ZM155 178H156V177H155ZM161 178H162V177H161ZM223 178H224V177H223ZM223 178H222V179H223ZM47 179H48V178H47ZM51 179H52V178H51ZM124 179H125V178H124ZM138 179H139V178H138ZM138 179H137V180H138ZM141 179H142V178H141ZM149 179H150V180H149ZM159 179H160V178H159ZM213 179H214V178H213ZM222 179L220 178V180H222ZM242 179H243V178H242ZM137 180H135V183H136ZM139 180H140V179H139ZM215 180H217V179H215ZM228 180H229V178H228ZM32 181H33V180H32ZM45 181H46V179H45ZM45 181H44V182H45ZM128 181H129V180H128ZM140 181H142V182L144 183L143 179L140 180ZM153 181L155 182V180H153ZM243 181H244V180H243ZM37 182L39 183V180H38ZM54 182H55V181H54ZM54 182H51V183L53 184ZM111 182H112V181H111ZM123 182H124V181H123ZM200 182H201V181H200ZM233 182H234V181H233ZM38 183H37V185H38ZM41 183H42V182H41ZM109 183H110V182H109ZM157 183H158V182H157ZM160 183H161V182H160ZM45 184H46V183H45ZM48 184L50 185L49 182H48ZM114 184H115V183H114ZM117 184H118V183H117ZM137 184H138V183H136V186L139 187V189H141V188L143 187L142 184H141L142 187H140L139 184H138V185H139V186H138ZM144 184L147 185L146 183H144ZM152 184L155 185V183H153V182L150 183V185H152ZM203 184H204V183H203ZM213 184H214V183H213ZM223 184H224V183H223ZM223 184H222V185H223ZM229 184H230V183H229ZM37 185H36V186H37ZM40 185H42V184H40ZM40 185H39L38 187H40ZM49 185H48V186H49ZM118 185H119V184H118ZM129 185H130V184H129ZM150 185L147 186V188L150 187ZM154 185H152V186L154 187ZM215 185H216V183H215ZM224 185H225V184H224ZM46 186H47V185H46ZM56 186H57V185H56ZM199 186H200V185H199ZM228 186H229V185H228ZM228 186H227V187H228ZM109 187H110V186H109ZM131 187H132V186H131ZM131 187H130V188H131ZM159 187H160V186H159ZM43 188H44V187H42V189H43ZM52 188H53V187H52ZM117 188H118V187H117ZM135 188H136V187H135ZM151 188H152V187H151ZM151 188H150V190H151ZM201 188H202V187H201ZM217 188H218V187H217ZM60 189H61V188H60ZM123 189H124V188H123ZM156 189H157V188H156ZM161 189H162V188H161ZM247 189H248V188H247ZM65 190H66V189H65ZM141 190H142V189H141ZM143 190H144V189H143ZM152 190H153V189H152ZM157 190H158V189H157ZM40 191H42V190H40ZM46 191H47V190H46ZM49 191H50V190H49ZM56 191H57V190H56ZM127 191H128V190H127ZM144 191H146V190H144ZM247 191H248V190H247ZM249 191H250V190H249ZM43 192H44V191H43ZM43 192H42V193H43ZM53 192H54V191H53ZM62 192H63V191H62ZM119 192H120V191H119ZM129 192H130V191H129ZM129 192H128V193H129ZM135 192H136V191H135ZM150 192H151V191H150ZM199 192H200V191H199ZM201 192H202V191H201ZM201 192H200V193H201ZM204 192H205V187H204ZM227 192H228V191H227ZM234 192H235V191H234ZM44 193H45V192H44ZM47 193H48V192H46V194H47ZM141 193H142V192H141ZM145 193H146V192H145ZM148 193H149V192H148ZM202 193H203V192H202ZM248 193H249V192H248ZM257 193H258V190H257ZM39 194H40V193H39ZM49 194H51V193H49ZM129 194L131 195V193H129ZM156 194H157V193H156ZM159 194H160V193H158L157 195H159ZM203 194L206 195V193H203ZM43 195L45 196V194H43ZM47 195H48V194H47ZM59 195H60V193H59ZM125 195H126V194H125ZM135 195L137 196V193H136ZM145 195L148 196L147 194H145ZM145 195H144V196H145ZM227 195H228V194H227ZM49 196H51V195H49ZM55 196H56V194H55ZM57 196H58V195H57ZM139 196H140V195H139ZM162 196H163V195H162ZM164 196H165V195H164ZM228 196H230V195H228ZM259 196H260V195H259ZM46 197H47V196H46ZM61 197H62V196H60V198H61ZM63 197H64V196H63ZM63 197H62V198H63ZM124 197H125V196H124ZM140 197H141V196H140ZM140 197H136V198H140ZM142 197H143V196H142ZM156 197H157V196H156ZM156 197L154 196V199H157ZM47 198H48V197H47ZM49 198H50V197H49ZM144 198H145V197H144ZM150 198H151V196H150ZM150 198H148V199H150ZM203 198H204V197H203ZM203 198H202V200H203ZM230 198H231V196H230ZM56 199H57V198H56ZM123 199H124V198H123ZM141 199H142V198H141ZM145 199H146V198H145ZM151 199H152V201L154 200V199H153V195H152V198H151ZM235 199L237 200V198H235ZM47 200H48V199H47ZM58 200H59V199H58ZM137 200H138V199H137ZM143 200H144V199H143ZM192 200H193V199H192ZM50 201H51V200H50ZM67 201H68V200H67ZM124 201H125V200H124ZM124 201H123V202H124ZM127 201H129V200H127ZM155 201L157 202V200H154L153 203H154ZM203 201H204V200H203ZM54 202H56V201L54 200ZM60 202H61V201H60ZM137 202H139V201H137ZM137 202H136V204H137ZM144 202H145V201H144ZM147 202H149V200H147L146 203H147ZM160 202H161V201H160ZM207 202H208V200H207ZM58 203H59V202H58ZM58 203H57L56 205H58ZM64 203H65V202H64ZM141 203H142V201H141ZM150 203H151V202H149V205H150ZM153 203H152V205H153ZM65 204H66V203H65ZM132 204H133V203H132ZM158 204H159V201H158ZM163 204H164V203H163ZM203 204H206V202H204ZM207 204L209 205V203H207ZM207 204H206V205H207ZM63 205H64V204H63ZM66 205H67V204H66ZM152 205H151V206H152ZM197 205H198V204H197ZM134 206H137V205H134ZM144 206H145V205H144ZM146 206H148V205H146ZM165 206H167V205H165ZM220 206H221V205H220ZM232 206H233V205H232ZM55 207H56V206H55ZM58 207H59V205H58ZM154 207H156V206H155V203H154L153 208H154ZM207 207H209V206H207ZM207 207H206V208H207ZM43 208H44V207H43ZM61 208H62V207H61ZM67 208H68V207H67ZM67 208H66V209H67ZM135 208H136V207H135ZM161 208H162V207H161ZM48 209H49V208H48ZM141 209H144V208L142 207ZM141 209H138V210H141ZM145 209H146V207H145ZM156 209H158V208L156 207ZM159 209H160V208H159ZM207 209H210V208H207ZM55 210H56V209H55ZM59 210H60V209H59ZM52 211H53V210H52ZM57 211H58V210H57ZM57 211H55V212H57ZM136 211H137V210H136ZM229 211H230V210H229ZM61 212H62V210H61ZM68 212H69V211L67 210V213H68ZM209 212H210V211H209ZM50 213H51V212H50ZM50 213H49V214H50ZM62 213H63V212H62ZM149 213H151V211H150ZM163 213H164V212H163ZM168 213H169V212H168ZM198 213H199V212H198ZM202 213H203V212H202ZM59 214H60V213H59ZM63 214H64V213H63ZM161 214H162V213H161ZM166 214H167V213H166ZM64 215H65V214H64ZM159 215H160V214H159ZM231 215H233V214H231ZM45 216H46V215H45ZM57 216H58V213H57ZM167 216H168V214H167ZM49 217H50V216H49ZM200 217H201V216H200ZM200 217H199V218H200ZM50 218H51V217H50ZM52 218H53V217H52ZM59 218H60V217H59ZM63 218H65V216H63ZM137 218H138V217H137ZM159 218H160V217H159ZM65 219H66V218H65ZM65 219H64V220H65ZM67 219H68V218H67ZM226 219H227V218H226ZM52 220H53V219H52ZM54 220H56V219H54ZM58 220H59V219H58ZM60 220H62V219L60 218ZM60 220H59V222H60ZM69 220H70V218H69ZM203 220H204V219H203ZM212 221H213V220H212ZM62 222H63V221H62ZM68 222H69V221H68ZM147 222H148V221H147ZM188 222H190V221H188ZM239 222H240V221H239ZM49 223H51V222L49 221ZM70 223H71V222H70ZM246 223H247V222H246ZM52 224H54V223H52ZM64 224H65V223H64ZM241 224H242V223H241ZM60 225H62V223H61ZM65 225H66V224H65ZM67 225H68V223H67ZM153 225H154V224H153ZM243 225H244V224H243ZM53 226H54V225H53ZM58 226H59V225H58ZM68 226H69V225H68ZM71 226H72V225H71ZM74 226H75V225H74ZM155 226H156V225H155ZM195 226H196V225H195ZM59 227H60V226H59ZM66 227H67V226H66ZM75 227H76V226H75ZM170 227H171V226H170ZM47 228H48V227H47ZM53 228H54V227H52V229H53ZM72 228H73V227H72ZM69 229H70V228H69ZM69 229H68V230H69ZM73 229H74V228H73ZM160 229H161V228H160ZM241 229H243V228H241ZM53 230H54V229H53ZM158 230H159V229H158ZM175 230H176V229H175ZM48 231H49V230H48ZM60 231H61V230H60ZM69 231H70V230H69ZM69 231H68V232H69ZM74 231H75V230H74ZM148 231H149V230H148ZM167 231H168V229H167ZM63 232H64V231H63ZM165 232H166V231H165ZM235 232H236V231H235ZM57 233H58V232H57ZM172 233H173V232H172ZM231 233H232V232H231ZM158 234H159V233H158ZM168 234H169V233H168ZM54 235H55V233H54ZM59 235H62V234H59ZM69 235H70V233H69ZM71 235H72V234H71ZM243 235H244V234H243ZM56 236H58V235H56ZM67 236H68V235H67ZM166 236H167V235H166ZM78 237H79V236H78ZM46 238H47V237H46ZM52 238H53V237H52ZM54 238H55V237H54ZM58 238H59V239H62V238L59 237V236H58ZM66 238H67V237H66ZM66 238H65V239H66ZM65 239H64V240H65ZM68 239L70 240V238H68ZM68 239H67V240H68ZM53 240H54V239H53ZM55 240H56L57 242H59L57 239H55ZM166 240H167V238H166ZM47 241H48V240H47ZM66 242H68V241H66ZM170 243H171V242H170ZM57 244H59V243H57ZM57 244H56V245H57ZM63 244L65 245V244H67V243H63ZM158 244H159V242H158ZM48 245H49V243H48ZM59 245H60V244H59ZM164 245H165V244H164ZM65 246H66V245H65ZM65 246H64V247H65ZM72 247L74 248V245H72ZM168 247H169V246H168ZM50 248H51V247H50ZM65 248L67 249V247H65ZM69 248H70V247H69ZM69 248H68L67 251L70 250ZM77 248H79V247L77 246ZM63 249H64V248H63ZM46 250H47V249H46ZM64 250H65V249H64ZM169 250H170V249H169ZM70 251H71V253H68L70 256H72L71 254H75V252L72 253V250H70ZM70 251H69V252H70ZM66 253H67V252H66ZM66 253H65V254H66ZM76 253H77V252H76ZM178 253H179V252H178ZM51 255H52V254H51ZM59 256H60V255H59ZM70 256H69V257H70ZM75 256H76V255H75ZM169 256H170V255H169ZM45 258H46V257H45ZM70 258H71V257H70ZM75 260H77V259H75ZM171 260H172V259H171ZM175 261H176V260H175ZM51 262H52V261H51ZM64 262H65V261H64ZM75 262H76V261H75ZM75 262H74V263H75ZM78 262H79V261H78ZM61 263H62V262H61ZM76 263H77V262H76ZM76 263H75V264H76ZM170 263H171V262H170ZM262 263H263V262H262ZM48 264H49V263H48ZM65 264H66V263H65ZM171 264H172V263H171Z\"/></svg>",
  "mask_w": 264,
  "mask_h": 264
}]
</instances>
